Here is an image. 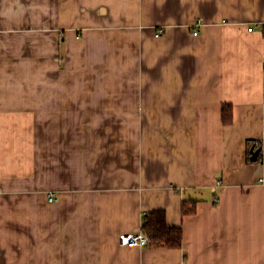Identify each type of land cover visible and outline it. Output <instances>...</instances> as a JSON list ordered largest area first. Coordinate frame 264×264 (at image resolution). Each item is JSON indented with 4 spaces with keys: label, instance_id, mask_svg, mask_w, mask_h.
Masks as SVG:
<instances>
[{
    "label": "crops",
    "instance_id": "obj_1",
    "mask_svg": "<svg viewBox=\"0 0 264 264\" xmlns=\"http://www.w3.org/2000/svg\"><path fill=\"white\" fill-rule=\"evenodd\" d=\"M0 264H264V0H0Z\"/></svg>",
    "mask_w": 264,
    "mask_h": 264
},
{
    "label": "trees",
    "instance_id": "obj_2",
    "mask_svg": "<svg viewBox=\"0 0 264 264\" xmlns=\"http://www.w3.org/2000/svg\"><path fill=\"white\" fill-rule=\"evenodd\" d=\"M222 119L227 124L232 122L233 112L231 104H223ZM249 159L251 160V152H249ZM197 204L198 201L196 199L184 200L182 203V214L196 213ZM141 227L142 231L149 237V242L146 246L154 248H180L183 245L184 232L182 226L169 225L164 208L146 211L143 215Z\"/></svg>",
    "mask_w": 264,
    "mask_h": 264
},
{
    "label": "built area",
    "instance_id": "obj_3",
    "mask_svg": "<svg viewBox=\"0 0 264 264\" xmlns=\"http://www.w3.org/2000/svg\"><path fill=\"white\" fill-rule=\"evenodd\" d=\"M202 26V20L201 18H197L193 23V35L197 36L200 33V27ZM251 29L253 27H250ZM164 33V29L161 27L159 30L155 33L156 37H161ZM49 200H54V193H50L48 196ZM119 242L122 244L127 245H139V246H146L149 242V237L146 233L142 232H124L119 235Z\"/></svg>",
    "mask_w": 264,
    "mask_h": 264
},
{
    "label": "water",
    "instance_id": "obj_4",
    "mask_svg": "<svg viewBox=\"0 0 264 264\" xmlns=\"http://www.w3.org/2000/svg\"><path fill=\"white\" fill-rule=\"evenodd\" d=\"M260 150H261L260 148H256V149H255V147L251 148V159L252 160H256L257 159Z\"/></svg>",
    "mask_w": 264,
    "mask_h": 264
},
{
    "label": "rangeland",
    "instance_id": "obj_5",
    "mask_svg": "<svg viewBox=\"0 0 264 264\" xmlns=\"http://www.w3.org/2000/svg\"><path fill=\"white\" fill-rule=\"evenodd\" d=\"M163 35H164V34H163ZM163 35H162V36H163ZM162 36H161V37H162ZM158 38H159V37H158Z\"/></svg>",
    "mask_w": 264,
    "mask_h": 264
}]
</instances>
